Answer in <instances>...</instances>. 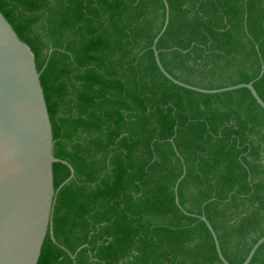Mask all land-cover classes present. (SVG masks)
<instances>
[{
	"label": "trees",
	"instance_id": "trees-1",
	"mask_svg": "<svg viewBox=\"0 0 264 264\" xmlns=\"http://www.w3.org/2000/svg\"><path fill=\"white\" fill-rule=\"evenodd\" d=\"M166 2V71L264 101V0H0L61 160L38 264H224L202 217L230 264L264 237V109L248 88L163 74Z\"/></svg>",
	"mask_w": 264,
	"mask_h": 264
},
{
	"label": "water",
	"instance_id": "water-1",
	"mask_svg": "<svg viewBox=\"0 0 264 264\" xmlns=\"http://www.w3.org/2000/svg\"><path fill=\"white\" fill-rule=\"evenodd\" d=\"M169 18L166 2V20L154 41V50L157 64L168 79L208 94L248 88L264 109V101L252 83L205 90L171 76L156 49ZM60 161L54 156L53 128L35 55L0 10V264H38L49 230L56 242L52 216L59 190L54 185L53 165ZM62 162L70 167L73 178V167ZM202 219L214 237L220 259L230 264L222 254L214 228L206 217ZM263 243L264 237L255 244L243 264L251 262Z\"/></svg>",
	"mask_w": 264,
	"mask_h": 264
}]
</instances>
